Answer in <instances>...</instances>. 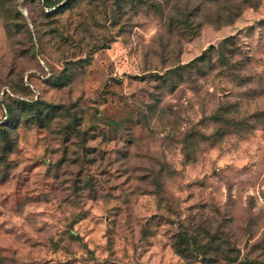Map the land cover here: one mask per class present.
I'll return each instance as SVG.
<instances>
[{
	"label": "rangeland",
	"instance_id": "374dc122",
	"mask_svg": "<svg viewBox=\"0 0 264 264\" xmlns=\"http://www.w3.org/2000/svg\"><path fill=\"white\" fill-rule=\"evenodd\" d=\"M65 1L0 0V264H264V0Z\"/></svg>",
	"mask_w": 264,
	"mask_h": 264
},
{
	"label": "trees",
	"instance_id": "16d2710c",
	"mask_svg": "<svg viewBox=\"0 0 264 264\" xmlns=\"http://www.w3.org/2000/svg\"><path fill=\"white\" fill-rule=\"evenodd\" d=\"M76 0H66L61 6L57 7L54 9V11H63V10H67L70 8V6H72L75 3ZM257 0H254V2H256ZM253 2V3H254ZM177 5L180 3V0H176L175 2ZM251 4V5H255V4ZM53 8V7H51ZM235 18H238V16H236ZM231 23V21L229 22ZM229 25V24H226ZM194 30H192L193 32ZM197 34H194L193 38H196ZM224 44L225 45H230L231 47L235 46V42H234V37H229L227 39L224 40ZM206 56L207 54H203L200 57L196 58L195 60H193L192 62L177 67L175 69H172L170 72H168L166 74V76H162V80L165 83H168L171 79L175 78V77H181L182 75H184L186 72H190L191 70H194L196 66H198L199 64L203 63L206 60ZM249 264H257V263H249Z\"/></svg>",
	"mask_w": 264,
	"mask_h": 264
}]
</instances>
